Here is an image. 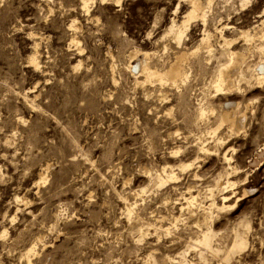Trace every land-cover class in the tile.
Returning a JSON list of instances; mask_svg holds the SVG:
<instances>
[{
	"label": "rangeland",
	"instance_id": "1",
	"mask_svg": "<svg viewBox=\"0 0 264 264\" xmlns=\"http://www.w3.org/2000/svg\"><path fill=\"white\" fill-rule=\"evenodd\" d=\"M198 1L178 44L166 30L189 0H0V264H264V82L213 96L198 131L201 64L182 97L128 69L136 52L164 70L208 32L245 50L240 32L264 23V0Z\"/></svg>",
	"mask_w": 264,
	"mask_h": 264
},
{
	"label": "bare ground",
	"instance_id": "2",
	"mask_svg": "<svg viewBox=\"0 0 264 264\" xmlns=\"http://www.w3.org/2000/svg\"><path fill=\"white\" fill-rule=\"evenodd\" d=\"M83 2H84V8L86 7L87 9V0H83ZM189 2L191 5V9L189 12H187V14H185L180 25L175 24L173 21L171 25L168 27V29L166 30L167 35L168 34L171 35L178 44H180V41L184 34V30L187 26L188 20L190 18L199 16L200 13L203 11V5L200 1L189 0ZM219 32L221 34L222 29H219ZM208 33L206 34L204 33L203 36H201L202 38L201 39L199 38L200 43L199 45H197L198 46L197 48H195L194 50L192 49L190 52H186V51L179 52L175 56L173 62L170 63L167 68H164V70H162V68L159 69V68L154 67L153 64L151 63V57L153 56L150 57V55L146 53L142 54V58L139 57L136 52L133 53V56L137 62L135 63V65L130 64V63L128 64V69L134 75L135 78L137 74L142 75L143 82L152 84L153 86H158L160 89L159 91L164 90L165 87H168V88L172 87V90L173 88L177 89L178 91L177 95H180L181 97L184 96L185 94H188V93L190 94V92L186 93L187 90L191 91V89H193L192 88L193 82L192 83L190 82L192 67L190 66V64H188L189 62L188 59L190 58V56H191L190 59L194 58L195 59L193 60L195 61L194 63L198 65L197 68H199L201 64L203 68L201 67L202 70L200 68H199L200 70L198 69L199 71L196 73L197 74L196 77L197 78L199 77L198 79L202 78L203 86L201 85L202 87L201 86L199 87V91H198L199 93L197 94L198 97L195 99V103L192 102L194 105V108H192L193 110L191 109L193 112L191 111L192 113H190L192 115L187 117L188 118L187 120L185 119V121H187L186 123L187 126H189L190 128L194 127V129L198 131H199V126H203V125H199V123L202 121H206L210 114L213 115L215 113L216 108L213 105V102H214L212 99L213 96L217 94L222 95L225 93L234 92V90H237L238 92V89L241 90L242 87H244V89L245 87H248V88H252L254 86L258 87L264 82V23H261L260 27L254 30L253 35H251L247 31L240 32L241 33L240 36L244 39L245 43H247L245 50L235 51L231 49L233 40L225 38L222 35H221L222 44L220 45L218 49L217 48L215 49L214 46L211 44L212 42L210 43ZM255 37L260 39L261 43L256 46V50H253L254 47L252 46V42ZM217 52H218V55H217ZM200 53H203V55L199 56ZM254 55H256L257 58L254 59L253 58ZM31 61L35 66H37V61L35 58H31ZM208 67L210 68V71H208L206 75L205 73ZM193 71H196V70L193 69ZM192 75H195V74L193 73ZM196 77L194 78V80L196 79ZM181 97H177V98L179 99ZM181 100L182 99H180V101ZM227 107H224V108L227 109ZM227 110L226 111L224 110V112L223 111L220 112L219 114L220 123H226L230 127L231 130H234V131L239 130V128L242 127V124L244 122V113H241L239 111L238 113H236L234 111L235 105H234V110H231V111H227ZM201 144L202 142H200V145ZM199 149H200V152L207 151L206 145H203V144L202 146H200ZM263 156H264V151L259 154L258 160L261 161ZM224 160L228 162L230 159L224 155ZM169 177L170 179L176 178L172 174L168 176V178ZM160 182H162L161 179H160ZM221 189H223V187ZM226 198L228 197L224 196L221 198L223 203L227 200ZM212 201H214V199ZM210 205L211 207L208 206L209 209L214 207L215 204L214 202H212ZM204 210L202 209V212H205ZM211 212L212 211L209 210V214H211ZM210 218L211 217H209V219ZM242 224H241L242 226L241 229L236 231L235 233L234 242L237 244L238 247L242 246L245 243V231H246V228L248 227L247 226L248 223L245 224V222L243 221ZM205 227L206 228L204 231L202 229L200 236L198 238L197 244H196L200 248L198 251V257L201 261H206V252H204V250L206 251L210 250L211 242L214 238L213 231L210 228V226L206 225ZM202 249H203V252L201 251ZM212 252L214 253V251ZM219 252L221 253V251ZM229 255L230 254H226L224 259H228ZM180 262L181 260L179 261V263ZM179 263L177 262V264ZM183 263L181 262L180 264H183Z\"/></svg>",
	"mask_w": 264,
	"mask_h": 264
}]
</instances>
